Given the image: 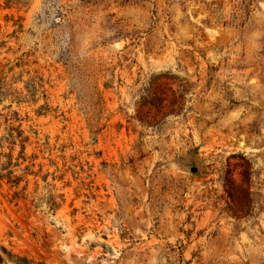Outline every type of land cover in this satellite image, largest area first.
Segmentation results:
<instances>
[{
	"label": "rangeland",
	"instance_id": "1",
	"mask_svg": "<svg viewBox=\"0 0 264 264\" xmlns=\"http://www.w3.org/2000/svg\"><path fill=\"white\" fill-rule=\"evenodd\" d=\"M0 248L264 264V0H0Z\"/></svg>",
	"mask_w": 264,
	"mask_h": 264
},
{
	"label": "trees",
	"instance_id": "2",
	"mask_svg": "<svg viewBox=\"0 0 264 264\" xmlns=\"http://www.w3.org/2000/svg\"><path fill=\"white\" fill-rule=\"evenodd\" d=\"M18 261H25V260H18ZM9 262L15 264H23L22 262L18 263L16 261L15 256H12L11 254L7 253L5 249L0 248V264H8Z\"/></svg>",
	"mask_w": 264,
	"mask_h": 264
},
{
	"label": "water",
	"instance_id": "3",
	"mask_svg": "<svg viewBox=\"0 0 264 264\" xmlns=\"http://www.w3.org/2000/svg\"><path fill=\"white\" fill-rule=\"evenodd\" d=\"M192 172H195V170L193 169Z\"/></svg>",
	"mask_w": 264,
	"mask_h": 264
}]
</instances>
